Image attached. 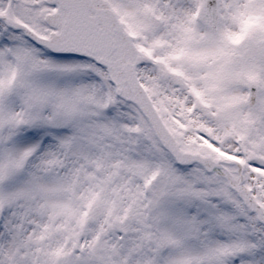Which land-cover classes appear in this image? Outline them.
<instances>
[{
    "label": "snow or ice",
    "instance_id": "snow-or-ice-1",
    "mask_svg": "<svg viewBox=\"0 0 264 264\" xmlns=\"http://www.w3.org/2000/svg\"><path fill=\"white\" fill-rule=\"evenodd\" d=\"M0 264H264V0H0Z\"/></svg>",
    "mask_w": 264,
    "mask_h": 264
}]
</instances>
